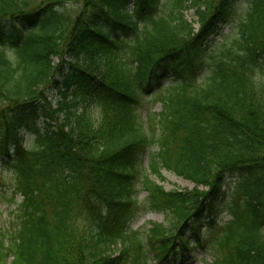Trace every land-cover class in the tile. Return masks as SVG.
I'll list each match as a JSON object with an SVG mask.
<instances>
[{"label": "trees", "instance_id": "16d2710c", "mask_svg": "<svg viewBox=\"0 0 264 264\" xmlns=\"http://www.w3.org/2000/svg\"><path fill=\"white\" fill-rule=\"evenodd\" d=\"M232 2L0 0V154L13 175L1 192L14 208L0 264L184 257L239 169L211 264H264V0H246L235 34L210 47ZM158 88L161 109L143 116ZM162 169L193 189L166 190L151 178ZM137 188L167 225L129 231Z\"/></svg>", "mask_w": 264, "mask_h": 264}, {"label": "rangeland", "instance_id": "374dc122", "mask_svg": "<svg viewBox=\"0 0 264 264\" xmlns=\"http://www.w3.org/2000/svg\"><path fill=\"white\" fill-rule=\"evenodd\" d=\"M162 0H159L161 2ZM246 0H233L232 2V14L228 17V20L222 23L220 27V34L215 36L214 38L211 37L210 47L214 45L222 44L225 39L235 34L234 30L236 25L239 22V18L241 17ZM132 2H129L130 7L132 8ZM193 11L189 10L186 14L188 20L192 21L194 19ZM197 26V25H196ZM262 70L264 73V63H262ZM206 73V69L202 68L198 72L199 80L201 77ZM64 76L58 78L59 81L63 80ZM169 81L164 82V85H167ZM58 89H60V84L58 86H53L49 92V100L54 105L57 101ZM148 94L141 99V104L138 106V111L142 113L144 116L146 110L150 109L152 112H159L161 109V103L159 102L160 96V89H149ZM30 137L24 134V146H27L29 143ZM153 150H155L153 148ZM147 152L148 148L143 149L139 153L140 159V168L142 171H147L146 163H147ZM7 158L2 159L0 155V236L4 235L10 228L11 224V217L13 211V205L9 202V192L3 193L1 192L3 189L9 190L10 184L12 183L13 175L11 174L10 166L6 164ZM245 174V171L242 169L229 172L225 175L221 189L218 192L217 196L214 198V206L211 209V215L208 216L203 214L202 216L198 217V222L200 223V238L198 241L195 240L193 233L187 232V237L191 238V249L185 253L184 257H177L170 256L166 260H161L159 262H155L150 260V264H211L214 259L213 255V244L211 242L213 235L216 233L217 228L220 224L226 222L229 218V206L231 202H233V191L234 185L237 181L240 180L242 175ZM163 179H158L157 177L151 175V178L155 180L159 185H163L166 190L170 189H179V190H192L193 183L187 179L180 178L176 176L174 173H170L165 169H162ZM3 187V188H2ZM138 193L134 196L135 204L132 205L133 215L131 216L129 222L126 225L129 227V231H139L142 232L149 228L153 223H162L167 225V217L165 212L151 210L147 204L146 197L147 194L142 189H138ZM21 198L17 197V201ZM213 219L214 224L209 228L208 220ZM116 255V254H114ZM183 259V262H182Z\"/></svg>", "mask_w": 264, "mask_h": 264}]
</instances>
